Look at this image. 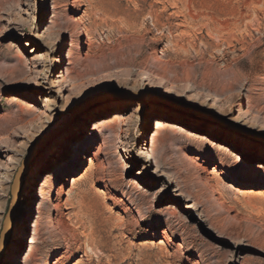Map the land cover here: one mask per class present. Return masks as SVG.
<instances>
[{
	"label": "rangeland",
	"instance_id": "obj_1",
	"mask_svg": "<svg viewBox=\"0 0 264 264\" xmlns=\"http://www.w3.org/2000/svg\"><path fill=\"white\" fill-rule=\"evenodd\" d=\"M206 116L264 136V0H0V232L21 160L58 130L0 264H264V143Z\"/></svg>",
	"mask_w": 264,
	"mask_h": 264
},
{
	"label": "water",
	"instance_id": "obj_2",
	"mask_svg": "<svg viewBox=\"0 0 264 264\" xmlns=\"http://www.w3.org/2000/svg\"><path fill=\"white\" fill-rule=\"evenodd\" d=\"M129 93L125 92H118L115 94H107V95H101V96H95L85 102H83L82 104L78 105L77 107L73 108L71 111L72 115L75 114H80L82 112H84L87 108H89L91 105H94L98 102L101 101H105L108 98H114V97H119V96H124L127 95ZM155 98V97H154ZM154 100L160 101V102H165V103H171L167 100H163L161 98H155ZM187 112H193L197 115H202L205 116V114H199V112H196L194 110L191 109H184ZM208 118H210L213 121H220L224 124L230 125L228 123H226L224 120H222L221 118L218 117H209L206 116ZM231 127H233V125H230ZM235 128V127H233ZM238 132L245 134L249 137H252L253 139H255L256 141L260 142V143H264V136L263 135H258L255 134L253 131L251 130H246V129H242V128H235ZM58 133V130H52L50 132H47L41 136H39L36 141L34 142V144L28 149V151L26 152L25 156L23 157V159L21 160V163L15 173V176L13 178L12 184H11V201H10V205H9V209L8 212L5 216L4 222H3V227L2 230L0 232V259L1 256L3 254L4 248H5V244L7 242V239L9 237V233H10V226H11V219L13 217V213H14V208L17 204L18 201V197H19V191H20V187L22 184V180L23 177L27 174L28 169H29V165L33 159V157L39 152V150L48 142L50 141L54 136H56V134Z\"/></svg>",
	"mask_w": 264,
	"mask_h": 264
},
{
	"label": "bare ground",
	"instance_id": "obj_3",
	"mask_svg": "<svg viewBox=\"0 0 264 264\" xmlns=\"http://www.w3.org/2000/svg\"><path fill=\"white\" fill-rule=\"evenodd\" d=\"M174 115L173 112H170ZM81 114V113H80ZM179 115V114H177ZM171 116V115H170ZM117 116H114V118H110V120H106L108 118H101V119H98L96 120V122L93 123V126L90 125L92 127V130H91V136L94 137L96 132H98L99 130V125L101 124V122H104V123H114L115 118ZM231 120L232 121H238L239 120V117L238 116H235V117H231ZM103 123V124H104ZM108 125V124H107ZM160 125H161V122L159 120H156L155 122V132L153 134V137L150 138V147H154L155 145V136L157 135L156 131L160 128ZM101 126V125H100ZM181 126V125H180ZM180 130L179 131H184L182 127L179 128ZM85 143H82V146H84ZM222 147V146H221ZM226 149V148H224ZM227 150V149H226ZM93 155L95 157L96 155V152H93ZM84 161L82 162V165H84V163L86 162V158L87 157H84ZM152 158L150 157V160ZM237 160V159H236ZM67 166V164L64 166V168ZM55 170L53 172H49V173H46L45 174V177L41 178L40 181H42V184L41 186L44 188V189H40L39 190V197H40V206L38 205L36 210L34 211V214H36V216H33V218L35 217V220L33 221L32 225L30 226L31 228V231H29V234L31 235L30 237V240L27 241V252H26V255L25 257H29L31 256V254L33 253V250H34V245H35V239H36V234H37V230H38V221L39 219L41 218L42 216V207H43V203L44 202H57L58 201V198L59 196L61 195V191H62V186L59 185V182H58V179H56V177H58V175H60V170L61 168L56 166L54 168ZM257 169V168H256ZM258 169H262L264 171V165H261L259 164L258 166ZM74 175H76V172H74ZM59 178V177H58ZM70 178H67L66 180H69ZM75 178L74 176H72V181H71V184H74L75 183ZM49 186V190L45 193V188ZM53 195H55L56 197H53ZM53 207L56 211V217H57V220H59L60 216H62V213H61V208H60V205H58L57 203H54L53 204ZM3 227V226H2ZM31 232V233H30ZM29 238V237H28ZM27 238V239H28ZM56 261L53 262V264H55ZM24 264H27L25 262H23Z\"/></svg>",
	"mask_w": 264,
	"mask_h": 264
}]
</instances>
